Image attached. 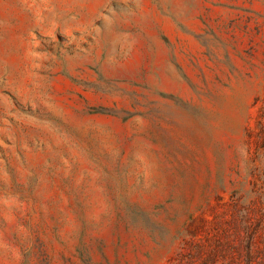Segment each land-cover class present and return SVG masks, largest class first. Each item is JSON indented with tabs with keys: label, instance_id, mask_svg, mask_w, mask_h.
<instances>
[{
	"label": "rangeland",
	"instance_id": "rangeland-1",
	"mask_svg": "<svg viewBox=\"0 0 264 264\" xmlns=\"http://www.w3.org/2000/svg\"><path fill=\"white\" fill-rule=\"evenodd\" d=\"M0 264H264V0H0Z\"/></svg>",
	"mask_w": 264,
	"mask_h": 264
},
{
	"label": "bare ground",
	"instance_id": "bare-ground-1",
	"mask_svg": "<svg viewBox=\"0 0 264 264\" xmlns=\"http://www.w3.org/2000/svg\"><path fill=\"white\" fill-rule=\"evenodd\" d=\"M3 7V6H2ZM9 58H11V57H9ZM8 59V58H7ZM4 60V59H3ZM9 62V61H8ZM12 62V61H11ZM12 64V63H11ZM14 66V65H13Z\"/></svg>",
	"mask_w": 264,
	"mask_h": 264
}]
</instances>
